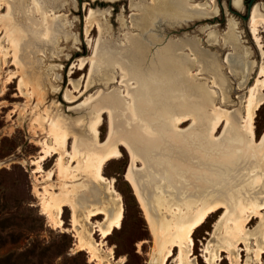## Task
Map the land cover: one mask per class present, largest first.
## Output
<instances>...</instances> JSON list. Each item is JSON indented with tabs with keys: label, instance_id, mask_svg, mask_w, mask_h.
<instances>
[{
	"label": "rangeland",
	"instance_id": "374dc122",
	"mask_svg": "<svg viewBox=\"0 0 264 264\" xmlns=\"http://www.w3.org/2000/svg\"><path fill=\"white\" fill-rule=\"evenodd\" d=\"M10 1L12 15L9 20L6 18L5 21L4 19L0 20V27L3 28V30L0 28V41L5 49L7 41L3 34L5 28L8 29L14 22L19 20L20 25L22 24L26 28L22 32L24 37L20 42L21 49H18V56L23 68L26 69L25 76L33 79L32 75L35 74L38 77L37 85L30 83V89H32L31 85L35 86V94H41L40 96L43 97L39 101L35 97L28 100L24 94H21L18 85L20 69L13 62L11 50L8 49L9 54L5 57L4 52L0 51V264H116L115 260L120 261V259L119 264H158V259L162 256L165 247L169 245L168 235H165L163 224L171 219L172 213L158 201L159 199L154 193V185L161 184L165 194L174 196L173 201L180 200L181 195L189 198L196 197L198 193L210 194L216 190L224 191L226 188H221L223 184L229 187L231 184L239 182L238 177L242 179L241 167L243 164L247 165L251 160H256L257 157L253 154L255 150L258 152L257 148L260 149L261 146L258 144L260 147L257 146L254 149L253 147H242L243 157H240L235 166L226 163L232 169L228 171L229 175L223 176L220 171L226 165L214 161L213 158L228 148L225 145L228 140L225 123L218 127L215 135V138L219 137L218 140L223 144L219 145L218 141V144L213 145L207 139L205 142L206 137L204 138V135L198 131V123L191 119L177 127L167 122L165 128H162L165 124L163 119L149 117L151 129L146 133L143 129L144 120L137 115H135V120L131 119L129 114L124 113L120 108L116 110L113 118L104 113L99 126L101 142L107 138L112 126L111 137L115 134L118 136V129H121L120 133L123 135H129L138 141L142 140L141 143L136 140L135 148L140 150L136 151L140 157L138 156L132 170L144 186V200L143 203L140 202L132 185L125 179L124 175L130 164V155L128 150L121 146L122 155L103 166L104 176L113 179L114 188L122 198L121 225L114 228L103 239L104 244L102 245L103 250L112 248L115 259L110 261L95 259L86 249H79L76 232L71 224V209L68 206L64 207V212L61 215L64 228L55 227L42 213V194L39 192L43 191V186L52 182L55 185L54 190L58 192L60 191L59 186L65 180L59 174L58 154L48 157L41 163L45 171H53L54 175L51 181L45 178V172L39 173L36 170L37 159L43 147L42 143L53 144V138L47 128L51 118L53 121V118L58 115L65 118L68 125L72 124L80 128V131L77 128L74 130L72 126L70 128L76 136L79 135L78 139H80V133L83 132L85 136L83 135L81 141L88 143V140H91L86 126L76 123L77 116L84 108H87V105L77 107L86 95L94 93L93 96H95L97 90L100 94L95 98H98L101 93H116L122 101L130 99L133 103L131 90L136 89L138 84L127 71V68H130L127 59L130 55L127 47L133 38L138 39L144 47L147 46L146 49L144 48L146 52L143 53V61L151 62L150 54L146 55V53L147 50L153 53V44L148 45L145 39L149 28H142L141 19L138 17L142 8V3L139 2L143 1V4L146 5V2L149 3L152 0H95L93 4L90 3L91 0H36L42 9L50 10L48 13L55 11L53 23L46 24L50 26L47 36L42 33L41 13L35 9V1ZM203 1L206 0H190L191 3ZM221 2L222 4L217 2L215 13L195 17L186 23L171 26L167 31L165 30L164 38H169L171 41L195 39L196 47L203 53H198L189 44H184L177 49V53L183 55L192 65L184 74L183 82L182 80L176 82L178 87H182L179 88L180 90L176 88L173 91L172 98L190 102L199 101V99L201 101L205 94L193 96L185 90L190 82H200L204 90L210 93L213 98L214 105L204 98L207 103V112L211 113L213 106L217 107L221 104L222 108H226L232 113L231 115L237 114L240 122L243 120L240 116H245L246 113L244 106H246L245 100L248 91L258 76L261 64H264V53L261 54L253 39L247 20L245 22L239 15H245L246 8L237 10L239 13L237 14L233 12L236 11L234 8L226 6L225 0H221ZM257 2L264 6V0H257ZM211 9L214 8L211 7ZM261 10L264 12V7ZM5 12L6 6L2 4L0 14ZM38 21L40 27L35 24ZM229 22L231 24L236 22L235 25L232 24L233 28L230 30L240 36L239 46L235 49H232L223 40V35L229 29ZM36 27L39 28V33L37 32L39 42L38 38L31 39V36L34 37L32 30ZM37 33H35V37H38ZM261 35L264 44V29L261 31ZM109 41L118 54V60L126 67L114 62L109 71L110 75L105 77L101 67V61L104 58L100 56L99 48L102 42ZM201 55L214 59L215 71L222 77V81L216 77L217 83L213 82L214 75L208 70H204L203 62L200 59ZM90 57H92L91 60L88 59ZM250 64L252 69L247 81H244L242 70L244 68L246 75ZM136 67L141 68V66ZM15 70H18L14 73L16 77H10L11 72ZM71 71H75V73L70 75L73 73ZM95 82L97 83L95 84ZM74 84H77V87H72ZM23 90L26 91V88L24 87ZM260 94L261 98H264V88L260 89ZM47 113L52 117L49 119L50 121H43V117ZM254 117L257 143L264 132V101L255 111ZM115 121L119 123L118 126L114 125ZM224 137L225 139H223ZM196 142H203V145L199 146ZM72 143V138H69V150ZM78 145L81 151L79 156L81 163L75 161L72 163L73 167H69L73 177L67 182L75 186L74 202L80 211L82 206H87L88 203L89 205L101 204L104 199L102 195L105 187L104 184L98 185L90 181L92 177L88 173L90 171H88L87 151L91 149L87 145L86 147L83 144ZM246 155L249 157L247 158ZM63 160L62 165L66 166L68 157L65 156ZM176 176L178 177L176 178ZM229 176L233 177L232 183L227 184L226 182L230 181ZM221 178H224V182L221 181L223 184L219 182ZM224 211V208H220L218 212L211 214L202 225L193 231V261L196 264H208L207 258L216 251L219 257L216 264H264V253L259 260L255 257L256 244L252 235L248 237L243 234L242 242L234 241L231 235L225 233L223 227H215ZM147 214L149 215L147 216ZM92 218L94 222L101 221L103 214ZM155 221L156 223H154ZM259 222V217H252L245 229L249 232L255 231V228L261 230L262 227H258L260 226ZM93 236L97 242L101 240L98 231H94ZM226 241L234 242L235 246L230 251L225 247ZM177 254L178 247H173V256L168 258L166 264H177L173 262V258Z\"/></svg>",
	"mask_w": 264,
	"mask_h": 264
},
{
	"label": "bare ground",
	"instance_id": "6f19581e",
	"mask_svg": "<svg viewBox=\"0 0 264 264\" xmlns=\"http://www.w3.org/2000/svg\"><path fill=\"white\" fill-rule=\"evenodd\" d=\"M32 1H35V9L37 11H40L41 13V30L44 36H47L50 26H47L46 24L49 22L51 24L53 23V19L55 18V11H53L52 13H48V11L50 10H47L45 8L42 9L41 6H38L36 0ZM94 2L95 0L90 1L91 4H93ZM139 3H142V8L141 14L138 18L141 19L142 28H149L146 33L145 39L148 45L153 44L154 51L152 53L148 52L147 50L146 55L149 53L151 57V62L149 63L148 61H143V53L144 51L146 52L144 48H147V46L145 45L144 47L143 44L138 41V39L133 38L127 47V50L129 51L130 55L129 58H127L128 62L130 63L128 64L130 68H127V71L131 77L135 78L138 84L136 89L131 90L134 100L133 103L130 99H128V101H122V99H120L116 95V93H101L98 98H95L100 94V92H98L97 90L95 92L97 93L95 96H93L94 93L86 95L81 104H78L77 107L80 108L84 105H87V108H84L80 112L81 114L77 116L78 118L76 119V123L81 126H86L88 133H90L91 137V140H88V143L81 141L84 135L83 132L80 133L81 136L80 139H78L79 135L76 136L73 133L74 131H72L70 128L72 126L74 130L77 128L78 131H80V128L76 127V125H68V123L65 121V118L63 119L61 116L58 115L53 118L54 120L52 121V116L50 117L49 113L45 114L46 116L43 117V121H48L51 118V121L49 120L50 122L47 131L49 134H51L53 138V144L42 143L43 147L41 148L40 155L37 159L36 170L39 171V173L45 172V178L48 181H51L54 175L53 171H45L41 163L48 157H51L54 154H58L57 160L59 174L65 181L62 182V184L59 186L60 191L58 192L54 190L55 185H53L52 182H49L43 186V191L39 192L42 194V213L46 215L48 220H50L55 227L64 228V222L62 220L61 215L62 212H64V207L68 206L71 209V224L73 226L72 228L75 229L76 232L75 236L78 239L77 244L79 249H86L88 252L91 253V256H93L99 261H102L103 259H108V261L113 260L115 258L113 257L112 248L110 247L107 250H103L102 248V245L104 244L103 239L108 234H110L114 228L120 227L121 220L123 218V206L121 194L114 188L113 179H108L104 176L105 174L103 173V166L105 163L116 159L122 155L121 146H124L128 150L130 155V164L125 172V179L130 182L141 203H143L144 200V186L141 184L139 177L135 173H133L132 170V167L133 165H135V161L138 159L139 156L137 152L140 151L135 148V143L137 139H134L129 135H123L122 133H120L121 129H118V136H116L115 134V136L112 135L113 137H111V134L113 132L112 126L110 128V133L107 138L103 142H101V140L99 139V126L101 124L103 114L107 113L110 118H113V116L116 114V110L120 108L121 110H123L124 113L129 114V117L131 119H134L136 117L135 115H137L142 120H144L143 129L146 133L149 132L151 129L149 125L151 123L149 117H151L152 119H163L165 124L162 126V128H165L167 122L169 124H172V126L177 127L182 123L186 122L187 120L191 119L193 120V122L196 121L198 123V131L201 133V135H204V138L206 137L205 142L207 139L213 145L218 144L219 141V137L215 138L218 127L221 124L225 123V133L228 134V140L226 141L225 145H227L226 148H228L223 150L221 154H218L216 155V157L213 158L214 161L226 165L224 169L220 171V173H222L221 175H229L230 173L228 171H230L232 167H229L227 164L230 163L234 164L235 166L240 157H243L241 153L242 147H253L254 149L259 144L261 148H257L258 152H256L255 150V153L253 154L257 158L256 160L253 159L254 161H249L247 165L243 164V166L241 167V171L243 173L242 179L237 176L239 182H237L236 184H231L228 187V185L222 183L224 182L225 177L221 178L219 182L222 181L221 183L223 185L221 186V188H226L224 191L219 189L220 191H212L210 192V194L195 193L197 195L196 197L189 198H186V196L181 195V197L179 198L180 200L173 201L172 198L174 196L171 197L169 196L170 194H165L163 192L162 187L160 186L161 184L156 183L154 185V193L156 194L157 199H159L158 201L161 203V205H164L166 208H168L172 213L171 219L165 221L163 224L165 235H168L167 242H169V245L165 247L162 256L160 257V259H158V264H166L168 258L170 256H173V247H178V254L175 258H173V262H176L177 264H196L193 261L194 258L192 256V233L197 227L202 225L211 214L216 211L218 212L220 208H224L225 211L219 218L218 222L215 224V227H223L225 233L227 235H231L234 238V241L243 240V234H246L248 237L252 235L253 239H255L256 244V248H254L255 257L257 260H259L261 259L264 253V211H261L264 210V132L262 133L263 136L261 137L260 141L256 143L257 139L254 131L253 119L255 118V111L257 110V108L260 107V104H262V102L264 101V98H261L260 94V89L264 88V64H261L260 70L258 71V76L254 84L248 91V96L245 100L246 106H244L246 113L245 116H240V118H243V120L240 122H243V124H240L237 114L233 113V115H231L232 113L229 112L226 108H222L221 104L219 106L217 105V107L213 106L212 112L208 113L209 111L207 112L206 110V101H209L214 105L213 98L210 93L204 90L200 82H190L188 86L185 87V90L189 95L193 96H202L201 94H205V97L202 96L201 101L200 99L199 101L192 102H190L189 100H173V91L176 88L179 89L180 87H182H178L176 82H181L180 80H182L183 82V76H185L184 74L187 72V70H189L188 68L190 67V65H192L191 62L185 59L183 55L177 53V49L181 48L184 44H189L193 49L198 51V53H203L201 52L202 50H199L196 47L197 41L195 39H181L177 42L171 41L169 38H164V32L165 30L167 31L168 28H170L171 26L173 27L175 25H181L182 23H186L187 21L194 19L195 17L211 15L215 13V8L217 7V0H206L203 2L192 3L190 2V0H152L149 3L146 2V5L143 4V1ZM231 3L230 5L234 9H243L240 0H232ZM2 4L6 6V12L4 14H0V20L4 19L5 21V18L9 20L12 15L11 1L0 0V7ZM209 7L210 9H207ZM211 7L214 9H211ZM263 7L264 6L262 4L256 2L250 9L249 17L247 19L250 32L252 33V37L255 40L262 55L264 53V44L261 35V31H263L264 29V12L261 10ZM35 24L36 26L40 27L39 21ZM232 24L235 25L236 22H233ZM232 24L230 22L228 23L229 29L223 35V40L226 44H229L232 49H235L239 46L238 41L240 36L230 30L231 28H233ZM22 26L23 25H20V22L18 20V22H14L12 25H10L8 29L5 28V33L3 34V37L7 41V47L3 49L4 45L2 44V41H0V51L4 52L5 57L9 54L8 49L10 48L11 50L13 62L18 65L20 69L18 85L21 94H24L25 97L28 98V100L32 97H35L37 101H39L43 96H40L41 94H35V86L31 85L32 89H30V83H36L37 85L38 77H36L35 74L32 75L33 77L31 76L33 79H29L25 76L24 72L26 69H24L25 67L23 68V65L20 62L18 56L20 42L24 37V34L22 32L24 31L23 29H26L24 26ZM38 27L32 30L34 32V37L31 36V39L35 40L34 38H38L37 41L39 42ZM0 28L3 30L2 26ZM35 33H37L38 37H35ZM99 54L104 58V60L101 61V67L104 71L105 77H108L110 75L109 71L111 69V65L114 64V62L120 63L122 66L126 67L118 60V54H116V51H114V46H112L110 41L101 43L99 48ZM88 59L91 60L92 57ZM200 59L203 62L204 70H208L214 75L213 82L217 83L216 77H218V79L221 81L223 80L219 73L215 71L216 66L214 59H211V57L205 58L202 55L200 56ZM136 66H141V68L139 69ZM251 69L252 65L250 64L248 72L246 69L247 73L245 75L243 68L242 74L243 79L245 78L244 81H247ZM17 71L15 70L14 72H11L10 77H16L14 73ZM75 71H71L73 73L70 75H73ZM96 83L97 82H95V84ZM22 87H25L26 91H24ZM72 87H77V84H74V86ZM204 98H207V100L205 101ZM88 107H90V109H88ZM86 109H88V111H86ZM114 125L118 126L119 123L115 121ZM69 138H72L73 140L70 150L68 149ZM223 139H225V137ZM140 141L142 140L140 139L138 143H141ZM144 143L146 144L145 141ZM196 143L199 146L203 145V142ZM78 144H83V146L85 147L87 145L89 149H91L90 151H87V158L89 159L88 171H90L88 173L92 177L90 181L95 182L98 185L104 184L105 187V191H103L104 194L102 195V198L104 199H102L101 204L96 203V205L91 203L92 205H89L88 203L89 206H82L80 211L79 208H76L74 202V196L76 191L75 186L67 182L69 179H71V177H73V174L69 171V167L72 168V163L75 161L76 163L80 162L79 156L81 151L79 150ZM220 144L222 145L223 143L219 141V145ZM209 151L211 150L209 149ZM65 156L68 157V163L66 166H63L62 161H64L63 158ZM246 156L247 158L249 157L248 155ZM85 167L87 166L85 165ZM177 177L178 176H176V178ZM232 178L233 177L229 176L230 181L226 183H232ZM98 214H103V219L101 221H92V217ZM148 215L149 214H147V216ZM252 217H259L260 226L258 227H262L261 230H256L257 228H255V231L249 232L245 229L246 224L249 222L250 219H252ZM156 221L154 223H156ZM94 231H98L101 235V240L99 242L94 239ZM229 241L225 242V247L228 251H230L231 248L235 246L233 244L234 242L232 243ZM218 258V253L216 251L213 252L207 258L208 264H216L215 262L218 260ZM235 259H237V256H235ZM118 261L119 260H115L116 264H119Z\"/></svg>",
	"mask_w": 264,
	"mask_h": 264
},
{
	"label": "flooded vegetation",
	"instance_id": "af4514ba",
	"mask_svg": "<svg viewBox=\"0 0 264 264\" xmlns=\"http://www.w3.org/2000/svg\"><path fill=\"white\" fill-rule=\"evenodd\" d=\"M226 1V4L229 6V7H232L231 5H230V3L232 2V0H225ZM241 1V4H242V6L243 7H245L246 9H247V6H248V4L252 1V0H240ZM217 2H219V3H221L222 4V2H221V0H217ZM257 2V0H253L252 1V3H251V8H252V6L255 4ZM232 4V3H231ZM233 8V7H232ZM250 8V9H251ZM234 10H236V9H234ZM237 11V10H236ZM245 12H246V10H245ZM250 12V11H249ZM245 15H246V13H245ZM248 17H249V15H248ZM243 19V18H242ZM248 19V18H247ZM246 22V21H245Z\"/></svg>",
	"mask_w": 264,
	"mask_h": 264
},
{
	"label": "water",
	"instance_id": "95a60500",
	"mask_svg": "<svg viewBox=\"0 0 264 264\" xmlns=\"http://www.w3.org/2000/svg\"><path fill=\"white\" fill-rule=\"evenodd\" d=\"M252 1H253V0H252ZM252 1H251V2L248 4V6H247V9H246V15H241V14L238 13V11H233V12L239 14V15L243 18V20L246 21L247 18H248V15H249V11H250V8H251V3H252Z\"/></svg>",
	"mask_w": 264,
	"mask_h": 264
}]
</instances>
